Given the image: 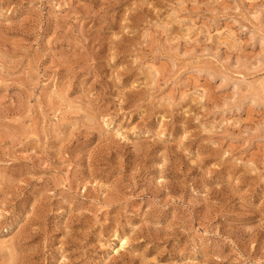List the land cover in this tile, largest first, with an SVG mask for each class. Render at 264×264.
<instances>
[{
	"label": "rangeland",
	"instance_id": "374dc122",
	"mask_svg": "<svg viewBox=\"0 0 264 264\" xmlns=\"http://www.w3.org/2000/svg\"><path fill=\"white\" fill-rule=\"evenodd\" d=\"M0 264H264V0H0Z\"/></svg>",
	"mask_w": 264,
	"mask_h": 264
},
{
	"label": "bare ground",
	"instance_id": "6f19581e",
	"mask_svg": "<svg viewBox=\"0 0 264 264\" xmlns=\"http://www.w3.org/2000/svg\"><path fill=\"white\" fill-rule=\"evenodd\" d=\"M229 29H230V28H229ZM229 35H230V34H229ZM124 239H125V238H124ZM124 239H122V241H124ZM125 242H126V240H125ZM121 243H122V242H121ZM123 244H124V242L121 244V246H124ZM116 249L118 250L119 247H118V248H115V250H116ZM120 249H121V248H120ZM115 252H116V251H115Z\"/></svg>",
	"mask_w": 264,
	"mask_h": 264
}]
</instances>
